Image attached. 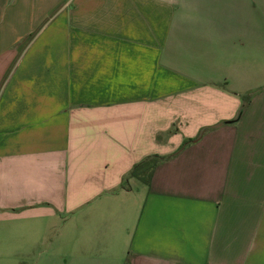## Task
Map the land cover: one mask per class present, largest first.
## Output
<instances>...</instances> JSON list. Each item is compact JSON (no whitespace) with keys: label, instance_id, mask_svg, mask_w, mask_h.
<instances>
[{"label":"crops","instance_id":"0c3cea01","mask_svg":"<svg viewBox=\"0 0 264 264\" xmlns=\"http://www.w3.org/2000/svg\"><path fill=\"white\" fill-rule=\"evenodd\" d=\"M0 262L264 264V0H0Z\"/></svg>","mask_w":264,"mask_h":264},{"label":"trees","instance_id":"16d2710c","mask_svg":"<svg viewBox=\"0 0 264 264\" xmlns=\"http://www.w3.org/2000/svg\"><path fill=\"white\" fill-rule=\"evenodd\" d=\"M161 161L159 157L148 158L141 163L134 166L129 174V177L145 186H148L152 176V172L158 162Z\"/></svg>","mask_w":264,"mask_h":264},{"label":"rangeland","instance_id":"374dc122","mask_svg":"<svg viewBox=\"0 0 264 264\" xmlns=\"http://www.w3.org/2000/svg\"><path fill=\"white\" fill-rule=\"evenodd\" d=\"M0 264H3V262H0Z\"/></svg>","mask_w":264,"mask_h":264}]
</instances>
